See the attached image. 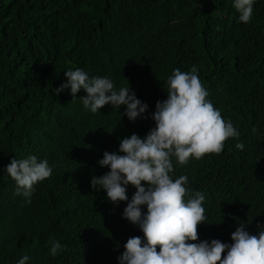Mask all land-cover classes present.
Segmentation results:
<instances>
[{
    "label": "trees",
    "instance_id": "1",
    "mask_svg": "<svg viewBox=\"0 0 264 264\" xmlns=\"http://www.w3.org/2000/svg\"><path fill=\"white\" fill-rule=\"evenodd\" d=\"M233 3L0 0V264L24 255L26 264H119L127 240L143 239L122 218L135 188L126 186L128 201L113 204L90 180L109 171L98 164L105 151L122 155L121 139L144 138L155 127L151 114L167 99L168 77L193 65L239 137L220 154L185 165L172 157V178L188 177L185 200L205 195L206 220L190 243L231 244L241 223L251 235L264 230V0H254L247 24ZM76 68L109 77L117 91L129 85L146 112L134 122L124 105L93 114L83 106V89L74 98L70 89L56 93L67 83L64 72ZM240 142L243 150L235 147ZM29 155L47 160L52 174L25 198L5 169ZM52 241L64 249L55 257Z\"/></svg>",
    "mask_w": 264,
    "mask_h": 264
},
{
    "label": "clouds",
    "instance_id": "2",
    "mask_svg": "<svg viewBox=\"0 0 264 264\" xmlns=\"http://www.w3.org/2000/svg\"><path fill=\"white\" fill-rule=\"evenodd\" d=\"M253 5L254 0H234L241 22H250ZM64 75L67 83L61 84L56 93L70 89L74 98L83 89L87 94L81 98L83 106L93 114L105 105L118 110L124 105L123 115L134 122L148 108L130 92L129 85L115 90L109 77L89 78L80 68L65 71ZM208 95L195 65L187 72L174 69L167 79V99L157 101L151 114L155 127L144 138L132 134L121 139L118 152L122 155L105 151L98 161L100 167H108L109 171L93 176L90 186L103 190L109 202L128 201L126 186L135 188L122 218L138 226L143 239L135 236L127 240L119 264H264V230L251 235L244 223L231 233V244L218 239L190 243L199 240V225L206 220L205 195L195 192L185 200L190 193L186 187L188 177L172 178V157L179 165H185L190 159L220 154L229 138L239 137ZM235 147L243 150L244 144L236 143ZM5 171L16 183L15 194L25 198L31 197L35 184L52 174L48 161L38 160L35 155L11 159ZM30 202L26 199V203ZM141 206H146V213ZM62 250L59 241H52L49 255L55 257ZM28 260L24 255L17 264Z\"/></svg>",
    "mask_w": 264,
    "mask_h": 264
}]
</instances>
